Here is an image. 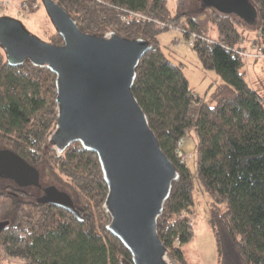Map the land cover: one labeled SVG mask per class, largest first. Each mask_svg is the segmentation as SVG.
Instances as JSON below:
<instances>
[{"label": "trees", "instance_id": "16d2710c", "mask_svg": "<svg viewBox=\"0 0 264 264\" xmlns=\"http://www.w3.org/2000/svg\"><path fill=\"white\" fill-rule=\"evenodd\" d=\"M25 1L32 9L38 0ZM54 1L84 32H115L149 45L137 65L132 91L177 168L157 219L167 262L189 264L184 246L194 237V225L184 213L195 206L200 187L209 198L218 264H264V85L248 82L243 69L264 59V0H250L259 27L253 52L241 45L238 23H248L218 9L209 19L218 29L217 38H211L194 16L171 14L168 0ZM128 10L146 18L125 19ZM168 28L180 29L203 68L222 80L210 101L191 88L184 64L164 53L158 35ZM47 41L62 44L64 39L54 27L47 31ZM58 116L57 74L30 60L11 65L0 46V144L7 143L31 166L64 179L84 218L81 222L54 205L2 193L15 189L13 185L0 188V222H9L0 230V264H12L13 257L20 264H134L130 249L109 226V188L99 155L81 141L56 147L51 135ZM192 130L197 135L195 155L182 150V140ZM193 158L194 172L188 165Z\"/></svg>", "mask_w": 264, "mask_h": 264}, {"label": "water", "instance_id": "95a60500", "mask_svg": "<svg viewBox=\"0 0 264 264\" xmlns=\"http://www.w3.org/2000/svg\"><path fill=\"white\" fill-rule=\"evenodd\" d=\"M225 14L257 21L250 0H212ZM62 44L42 40L23 22L0 15V46L8 62L30 60L57 74L59 116L51 142L64 148L81 141L101 160L109 192L105 206L110 229L133 254L134 264H169L167 248L157 232V219L169 196L177 168L162 150L132 85L136 68L149 45L115 32H84L54 0H43ZM0 175L26 185L39 184L40 172L11 149H0ZM39 203H48L84 221L71 196L56 187ZM0 222V230L8 225Z\"/></svg>", "mask_w": 264, "mask_h": 264}, {"label": "rangeland", "instance_id": "374dc122", "mask_svg": "<svg viewBox=\"0 0 264 264\" xmlns=\"http://www.w3.org/2000/svg\"><path fill=\"white\" fill-rule=\"evenodd\" d=\"M6 1L10 4L6 5ZM23 0H0V15H8L20 19L26 28L34 35L47 41V31L54 30L51 26L43 0H38L33 7L26 8ZM168 8L173 15H191L198 21L201 29L211 38H217L218 29L209 19L213 14V9H217L212 0H168ZM33 10V11H32ZM235 18L242 19L238 14H233ZM258 22L246 25L243 21L238 23L239 29L243 33L241 45L248 47L250 52L255 50L252 40L258 37ZM257 25V26H256ZM110 33V32H108ZM107 33V34H108ZM106 35V34H105ZM160 45L166 56L175 63L182 62L183 70L189 80L191 88L203 99L210 101L211 93L222 80L214 70L203 68L199 57L194 51L189 41L184 37L180 29L168 28L158 35ZM247 71V79L252 85H264V59H258L243 68ZM262 80V82H260ZM256 82V83H255ZM263 83V84H262ZM197 135L192 130L182 140V150L187 154L196 152ZM56 146V145H55ZM0 149H11L7 143H1ZM188 165L194 172L196 170V159L188 160ZM42 185H57L62 191L69 193L70 189L64 179H58L48 170L39 169ZM41 181L39 183H41ZM8 181L0 175V188L7 186ZM47 188V189H48ZM30 191L40 192L37 187H30ZM209 198L207 194L197 187L195 190V206L190 212H185L184 216L189 219V223L194 225V237L185 246L187 260L189 264H218V249L215 232L209 222ZM12 264H20L17 258L9 259Z\"/></svg>", "mask_w": 264, "mask_h": 264}, {"label": "flooded vegetation", "instance_id": "af4514ba", "mask_svg": "<svg viewBox=\"0 0 264 264\" xmlns=\"http://www.w3.org/2000/svg\"><path fill=\"white\" fill-rule=\"evenodd\" d=\"M2 177L6 178V180L8 181V184L7 185L10 184V185H13L15 187V189H13V190L8 189L6 191H3L2 193L13 194V195L22 196V197H30V198H33L37 202H38V199L39 198H41V197L46 196L47 194H49L50 191L48 189H50L51 187H56L59 191H62V189L59 186H57V185H53L52 184L50 186V188H48L49 186L42 185V181L41 180H40L41 183H39V184H32V185H26L25 184L24 185V184H21L19 182H16L15 180H13L11 178H7L5 176H2ZM40 178H41V175H40ZM30 187H37V189H39L40 191H42V193L36 192V191L35 192L30 191L29 190Z\"/></svg>", "mask_w": 264, "mask_h": 264}, {"label": "built area", "instance_id": "2783aa9c", "mask_svg": "<svg viewBox=\"0 0 264 264\" xmlns=\"http://www.w3.org/2000/svg\"><path fill=\"white\" fill-rule=\"evenodd\" d=\"M6 3V5H9L10 4V2L9 1H6L5 2ZM23 3V5H25V7L27 8L28 7V5L27 4H25V2H22ZM28 3V2H27ZM0 5H1V3H0ZM126 12V14L124 15V18L125 19H132V18H141V19H145L146 17L144 16V15H142V14H140V13H138V12H135V11H125ZM186 157L184 156V159H185ZM182 159H183V157H182Z\"/></svg>", "mask_w": 264, "mask_h": 264}]
</instances>
